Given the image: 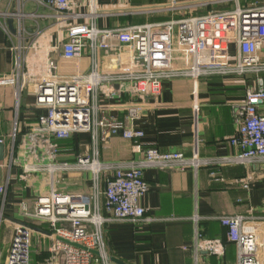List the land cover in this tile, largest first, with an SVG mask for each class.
Here are the masks:
<instances>
[{"label": "crops", "instance_id": "0c3cea01", "mask_svg": "<svg viewBox=\"0 0 264 264\" xmlns=\"http://www.w3.org/2000/svg\"><path fill=\"white\" fill-rule=\"evenodd\" d=\"M94 1L101 11L98 15L90 14L86 5L89 0H72L80 5L75 13L84 17L57 22L51 9H39L32 2L1 0L0 74L11 73L15 63L26 56L22 48L35 41L41 47L40 54L49 52L65 73H89L92 64L89 53L75 64H66L55 51L66 39L71 24L94 23L98 29L113 30L178 19L175 14L161 10L171 0ZM178 1L204 2L208 6L193 12L203 15L209 10L247 7L264 0ZM10 21L14 32L9 28ZM39 51L31 57L35 61H39ZM118 58L116 50L101 53L100 69L108 71ZM30 78L32 81L39 78L37 70ZM255 84L254 76L205 77L197 87L189 78L164 81L162 93L147 99L134 123L143 132L142 139L132 142L118 136L95 143L90 134H81L67 141H56L61 152L54 161L42 154L44 136L29 134L43 113L36 107L32 86L19 94L12 87L0 88V141L3 140L0 189H4L0 193V264H5L9 255L15 225L24 222L19 211L22 205L33 210L36 198L52 189L62 194L93 193L92 170L51 174L45 170L47 166L63 163L74 166L80 158H89L112 168H127L142 161L150 148L161 153H183L186 157L231 159L237 155L229 143L237 130L233 106L243 101L246 91ZM131 100L114 89L113 95H101L100 105L107 116L124 120L123 105ZM108 176L107 172L100 175L102 189ZM144 178L150 191L141 205L147 210L146 218L152 221L139 225L111 222L105 226L111 256L124 264H238L237 246L228 242V228L220 221L223 216L249 219L247 227L256 230L264 244V162L248 166L226 163L197 171L149 168ZM244 183H248L249 189L244 188ZM197 237L201 239L198 249ZM37 238L33 239V249L37 252L36 259L43 261L48 241ZM262 261L264 264V249Z\"/></svg>", "mask_w": 264, "mask_h": 264}, {"label": "built area", "instance_id": "2783aa9c", "mask_svg": "<svg viewBox=\"0 0 264 264\" xmlns=\"http://www.w3.org/2000/svg\"><path fill=\"white\" fill-rule=\"evenodd\" d=\"M18 1L53 10L57 22L84 17L75 13L80 5L72 0ZM86 5L90 14L101 12L94 0ZM203 6L208 5L201 1L171 0L161 10L175 14L178 19L113 30L98 29L94 23L69 25L66 39L55 51L66 64H75L89 53L92 64L87 74L65 73L49 52L40 54L41 47L36 41L22 48L26 56L15 63L11 73L0 74V88L12 87L19 94L32 86L36 107L43 113L29 134L44 136L42 154L52 161L61 152L56 141H67L81 134H90L95 143L118 136L132 142L142 139L144 134L134 123L147 99L162 93L164 81L189 78L197 87L205 77H256L255 86L246 91L244 100L233 106L237 130L229 143L237 155L231 159L186 157L183 153H161L150 148L142 161L127 168H112L89 158H80L74 166L67 163L47 166L45 170L51 174L92 170L93 193L62 194L52 189L36 198L33 210L22 205L19 211L27 226L15 225L5 264H115L105 238V226L111 222L139 225L152 221L146 218L147 210L141 205L150 191L144 178L146 169L197 171L226 163L248 166L264 162V1L193 14ZM37 50L40 64L31 58ZM114 50L119 53L117 64L108 71L100 69L99 55ZM36 70L39 78L32 81L31 73ZM114 89L132 99L123 105L124 120L107 116L100 105L101 95H113ZM103 172L109 173L104 189L100 180ZM243 186L249 189L248 183ZM3 192L1 188L0 193ZM248 220L242 216L220 218L228 228V242L237 246L238 264H263L262 238L247 227ZM35 237L48 241L43 261L36 259ZM200 242L197 237L196 249Z\"/></svg>", "mask_w": 264, "mask_h": 264}, {"label": "water", "instance_id": "95a60500", "mask_svg": "<svg viewBox=\"0 0 264 264\" xmlns=\"http://www.w3.org/2000/svg\"><path fill=\"white\" fill-rule=\"evenodd\" d=\"M9 28H10V30L12 32H14L13 31L14 29H13V22L12 21L9 22ZM2 153H3V146H0V161L2 160ZM17 224L21 225V226H27L24 222H21V221L18 222ZM36 230L42 232L40 229H36ZM111 260L115 264H124L122 261H120L119 259L114 258V257H111Z\"/></svg>", "mask_w": 264, "mask_h": 264}]
</instances>
